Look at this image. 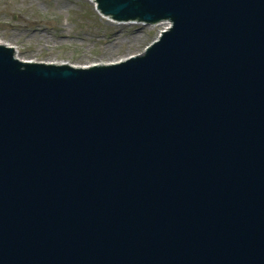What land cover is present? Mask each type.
Instances as JSON below:
<instances>
[{"label":"water","instance_id":"1","mask_svg":"<svg viewBox=\"0 0 264 264\" xmlns=\"http://www.w3.org/2000/svg\"><path fill=\"white\" fill-rule=\"evenodd\" d=\"M170 26L75 66L0 43V264H264V0H94Z\"/></svg>","mask_w":264,"mask_h":264},{"label":"rangeland","instance_id":"2","mask_svg":"<svg viewBox=\"0 0 264 264\" xmlns=\"http://www.w3.org/2000/svg\"><path fill=\"white\" fill-rule=\"evenodd\" d=\"M165 26L111 20L92 0H0V40L24 60L115 62L142 53Z\"/></svg>","mask_w":264,"mask_h":264},{"label":"bare ground","instance_id":"3","mask_svg":"<svg viewBox=\"0 0 264 264\" xmlns=\"http://www.w3.org/2000/svg\"><path fill=\"white\" fill-rule=\"evenodd\" d=\"M166 24H168V23H166ZM167 26H168V25H167ZM167 26H166V27H167ZM0 43L10 45V44H8V43H6V42H3V41H1V40H0Z\"/></svg>","mask_w":264,"mask_h":264}]
</instances>
